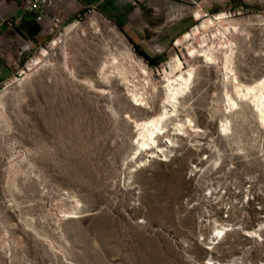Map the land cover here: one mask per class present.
<instances>
[{"label": "rangeland", "instance_id": "1", "mask_svg": "<svg viewBox=\"0 0 264 264\" xmlns=\"http://www.w3.org/2000/svg\"><path fill=\"white\" fill-rule=\"evenodd\" d=\"M196 14L154 66L83 12L0 86V264H264V117L237 88L264 80V9Z\"/></svg>", "mask_w": 264, "mask_h": 264}, {"label": "crops", "instance_id": "2", "mask_svg": "<svg viewBox=\"0 0 264 264\" xmlns=\"http://www.w3.org/2000/svg\"><path fill=\"white\" fill-rule=\"evenodd\" d=\"M53 12L69 28L81 13L105 18L129 42L148 51L171 49L195 23L196 13L261 10L264 0H56ZM54 35L21 0H0V86L25 68L28 58ZM133 45V44H132Z\"/></svg>", "mask_w": 264, "mask_h": 264}, {"label": "bare ground", "instance_id": "3", "mask_svg": "<svg viewBox=\"0 0 264 264\" xmlns=\"http://www.w3.org/2000/svg\"><path fill=\"white\" fill-rule=\"evenodd\" d=\"M225 16L221 14V17ZM212 19L205 20L202 23V27L211 26L213 24ZM200 32V27L196 26L193 28V33L196 35ZM193 34V35H194ZM217 35V34H216ZM191 34H186L184 36V39L190 38ZM224 36V35H223ZM216 37V36H215ZM226 37V36H225ZM223 38V37H221ZM224 40V39H223ZM228 41V40H227ZM228 43V42H227ZM52 44H56V41H54ZM206 45V44H205ZM231 45V44H230ZM230 45H225V47H229L228 49L232 51V48ZM223 46V44H221ZM220 46V47H221ZM225 49V48H224ZM227 50V52L229 51ZM190 52H197L196 49L191 50ZM205 52V56L209 59H214L213 53L214 52V46L207 44V49L203 50ZM42 55H47L48 50L42 49L41 51ZM227 56V60H228ZM39 59L35 60L34 63H37ZM212 61V60H211ZM33 62V60H32ZM182 67L178 65V69H181ZM193 72H188L187 74L185 72H182L174 79H169L168 86H169V93L167 96V99L169 102L173 103L174 105L176 102L179 101V98L190 89V83L192 78ZM235 80V79H234ZM133 82V81H132ZM238 83V82H237ZM133 84V83H132ZM148 87V83L146 84ZM238 93L240 95V98H250L254 102L255 106L259 110L260 114L264 117V80H260L256 85L254 86H245V85H239L238 87ZM133 99L136 103H140L143 105H146L149 107V96L146 95L145 91H140L137 89H134L132 92ZM229 101L233 105H237L236 101L232 99L231 96H229ZM233 107V106H232ZM169 112L165 110L163 114H161L159 117L150 118L147 121H144L142 123H139V127L141 128L140 136L142 137L141 146L145 147L147 149L153 148L157 145V136L159 134H163L165 132V129L163 127V121L169 116ZM188 121L191 123L190 119ZM183 123H178L177 128L180 130V128L183 126ZM224 130V129H223ZM169 142H171L169 139H167ZM159 150H162L161 147H158ZM218 237V236H217Z\"/></svg>", "mask_w": 264, "mask_h": 264}, {"label": "built area", "instance_id": "4", "mask_svg": "<svg viewBox=\"0 0 264 264\" xmlns=\"http://www.w3.org/2000/svg\"><path fill=\"white\" fill-rule=\"evenodd\" d=\"M25 7L33 11L36 16V20L39 22L47 21L49 22V30L58 35L57 39L61 36V23L62 19L59 16H55L53 12L57 8L56 0H21ZM207 15V14H206ZM219 14H212L211 17L217 18ZM193 29V28H192ZM191 29V31H192ZM56 41L54 39L52 43ZM32 61V59H31Z\"/></svg>", "mask_w": 264, "mask_h": 264}, {"label": "trees", "instance_id": "5", "mask_svg": "<svg viewBox=\"0 0 264 264\" xmlns=\"http://www.w3.org/2000/svg\"><path fill=\"white\" fill-rule=\"evenodd\" d=\"M132 44H133L134 49L136 50V52H138L151 65L156 66V64L154 63L155 59L152 58L148 53H146V51L140 45H138V44H136L134 42H132Z\"/></svg>", "mask_w": 264, "mask_h": 264}]
</instances>
